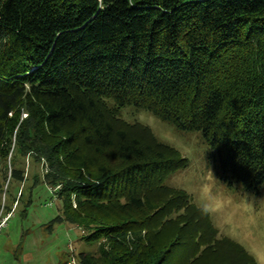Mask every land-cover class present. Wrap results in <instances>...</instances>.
Returning a JSON list of instances; mask_svg holds the SVG:
<instances>
[{
	"label": "trees",
	"instance_id": "trees-1",
	"mask_svg": "<svg viewBox=\"0 0 264 264\" xmlns=\"http://www.w3.org/2000/svg\"><path fill=\"white\" fill-rule=\"evenodd\" d=\"M128 106L201 132L223 180L260 193L264 0H0V208L16 215L33 203L35 188L18 190L25 181L18 158L30 140L59 137V152L37 150L53 168L64 158L85 166V144L121 165L103 166L91 180L63 185L53 178L62 182L53 191L65 210L55 221L84 223L81 210L92 200L122 210L82 237L106 242L98 253L80 251L79 263L193 264L221 245L219 231L185 189L166 184L188 158L150 127L125 120ZM125 206L138 215L126 216ZM180 209L188 218L173 243L158 249L154 236ZM224 240L231 264H258ZM186 248L192 251L182 253Z\"/></svg>",
	"mask_w": 264,
	"mask_h": 264
},
{
	"label": "rangeland",
	"instance_id": "rangeland-1",
	"mask_svg": "<svg viewBox=\"0 0 264 264\" xmlns=\"http://www.w3.org/2000/svg\"><path fill=\"white\" fill-rule=\"evenodd\" d=\"M121 114L131 123L140 122L150 127L160 140L176 147L189 160V166L168 178L166 184L185 189L197 206L210 212L211 222L219 231L220 237L217 239L221 240L220 246L215 250L208 249L193 264H231L232 254L229 253L231 249L228 244H222L226 242L224 240L226 238L234 240L252 253L258 264H264V187L260 193H256L243 188L239 183L229 184L223 180L213 149L201 132L180 130L149 110L135 106L123 108ZM27 115L25 113L24 117ZM137 131L139 134L145 132L143 135L152 139L147 131L143 129V132ZM35 137L36 132L32 130L31 139L34 140ZM39 139L41 137L37 138L35 143L31 140L28 142L30 151L25 153L23 148L20 150L18 166L25 169V181L20 184L18 190L26 189L28 195L35 188L33 203L25 212L20 211L24 209V205H21L17 214L12 215L7 225L0 231V264H69V260L73 256L77 257L80 251L98 253L106 239L91 242L82 237L110 223L122 210L102 209L94 204L95 200H92L87 202L82 210L80 209L84 223L56 222L61 214L65 215V210L62 201L54 193L62 186V182H53V178L64 180L63 185L67 181L91 180L99 174L101 167L108 166L116 170L121 164L111 159L108 154H95L83 144L80 153L86 154L85 166L72 158L71 160L64 158L63 162L55 164L53 168L47 156L38 153L37 150L45 147L48 156L53 155L49 147H55L59 152L60 148H56L59 137H47L44 141ZM164 194L166 193L159 192L155 196L159 198V195ZM5 197L6 194H3L2 202H5ZM126 203L127 200L124 198L122 204ZM125 209L126 216L138 215L135 209L126 206ZM2 210L3 214H7L2 207L0 216ZM186 212L185 209H180L173 213L172 219L159 229L158 234L154 236V244L158 249L173 243L182 222L188 218ZM204 240L208 243L206 238ZM204 249L205 245L198 248L200 254ZM188 251L190 248H186L182 253ZM176 262L174 259L172 263Z\"/></svg>",
	"mask_w": 264,
	"mask_h": 264
},
{
	"label": "built area",
	"instance_id": "built-area-1",
	"mask_svg": "<svg viewBox=\"0 0 264 264\" xmlns=\"http://www.w3.org/2000/svg\"><path fill=\"white\" fill-rule=\"evenodd\" d=\"M3 210L0 216V231L7 225L8 220L10 219V217L13 215V212H9L7 214H3ZM69 264H80L79 260L77 257L73 256L70 260H69Z\"/></svg>",
	"mask_w": 264,
	"mask_h": 264
}]
</instances>
